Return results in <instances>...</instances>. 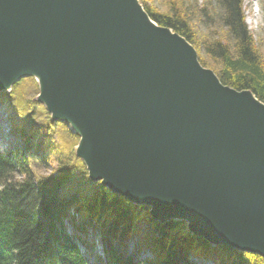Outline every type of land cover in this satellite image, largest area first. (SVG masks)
Returning a JSON list of instances; mask_svg holds the SVG:
<instances>
[{
  "label": "water",
  "instance_id": "water-1",
  "mask_svg": "<svg viewBox=\"0 0 264 264\" xmlns=\"http://www.w3.org/2000/svg\"><path fill=\"white\" fill-rule=\"evenodd\" d=\"M27 76L91 181L264 258V103L138 0H0V91Z\"/></svg>",
  "mask_w": 264,
  "mask_h": 264
},
{
  "label": "trees",
  "instance_id": "trees-1",
  "mask_svg": "<svg viewBox=\"0 0 264 264\" xmlns=\"http://www.w3.org/2000/svg\"><path fill=\"white\" fill-rule=\"evenodd\" d=\"M242 2L213 1L231 44L206 43L205 49L220 60L217 75L221 83L236 90L248 89L264 103V63L244 21ZM146 12L158 25L171 28L194 44L188 19L182 14ZM17 86L13 85L5 99L27 110L34 103L26 100ZM9 112L11 134L19 137L22 145L10 142L9 147L0 148V264H93L90 258L95 264H201L206 260L215 264H264L259 255L207 243L189 233L183 221H153L148 207L134 205L91 181L84 164L72 152L77 135L65 127L53 122L47 125L57 131L60 141L40 157L45 141L34 144L35 133L18 125ZM49 156L57 160L56 169L37 175L31 163L38 160L45 166ZM65 226L74 232L66 233ZM90 229L99 233L108 247L104 260L81 238ZM133 237L152 258L133 261L112 247L114 241L123 245ZM81 242L84 252L80 251Z\"/></svg>",
  "mask_w": 264,
  "mask_h": 264
},
{
  "label": "rangeland",
  "instance_id": "rangeland-1",
  "mask_svg": "<svg viewBox=\"0 0 264 264\" xmlns=\"http://www.w3.org/2000/svg\"><path fill=\"white\" fill-rule=\"evenodd\" d=\"M213 1L214 0H138L145 11L146 9L159 13H171L172 11H176L186 17L190 27L189 32L192 34L194 39V44L187 41V39L184 37L185 40L195 49L198 60L200 58L204 61V67L212 70L219 79L217 71L220 70V60L211 52L209 53L205 49V45L206 43L211 44L213 42H218L222 46L230 47L231 42L226 34L225 28L221 25V22H219L220 18L217 16L218 10L213 8L215 6ZM202 7L204 10H200ZM242 9L247 29L249 30L253 39V43L258 49V52L260 53L264 63V2L262 0H243ZM15 83H18L17 89L24 93L25 99L34 104L33 106L28 107L27 110H23L13 101V99L11 100L14 103L9 101L7 98L5 99V97H8L12 91H3V94L2 92L0 93V126H2L0 127V147H9L10 142L12 141L13 143L17 142L18 144L22 145V141L19 139V137L15 138V136L11 135V128L8 124L10 110L14 116L13 118L15 119V122L18 123V125H22L29 129V131H33L35 133V142H33L34 144H36L38 141H45L46 144H42V152L41 155H39L40 157H43L51 147L53 148V146H57L58 142L60 141L57 131L55 129L48 128L47 125L50 124V122H53L56 123L55 125L60 128L65 127L66 131H68L69 128L67 124L61 121L51 120L50 114L46 111L42 103L36 101L39 90L38 85L33 77H22ZM59 122L63 123V125L60 126V124H58ZM56 126H54V128L57 129ZM75 140L76 141L72 144V152L74 155L75 146L79 140L78 136ZM60 154L64 156L62 153ZM36 161L37 162L31 163V166L35 169L34 171L37 175L52 173L57 166V160H54L52 156H49V163L45 166L38 160ZM38 163L40 164L37 165ZM64 229L68 234H72L74 232L73 228L70 226H65ZM89 231H92V233H88L86 236H84L85 239L87 241H94L95 239L98 240L99 234L93 232L92 229ZM84 237L81 238L84 239ZM117 244V242L114 243L115 251H119L123 254H129L127 245L121 248L120 245ZM79 247L80 251L83 252L84 247L82 246V242L80 243ZM97 247L100 250V246Z\"/></svg>",
  "mask_w": 264,
  "mask_h": 264
},
{
  "label": "bare ground",
  "instance_id": "bare-ground-1",
  "mask_svg": "<svg viewBox=\"0 0 264 264\" xmlns=\"http://www.w3.org/2000/svg\"><path fill=\"white\" fill-rule=\"evenodd\" d=\"M69 127H70L71 129H73L71 125H70Z\"/></svg>",
  "mask_w": 264,
  "mask_h": 264
}]
</instances>
